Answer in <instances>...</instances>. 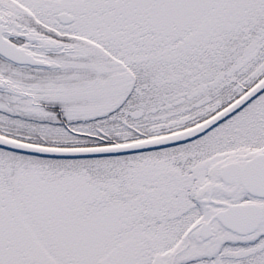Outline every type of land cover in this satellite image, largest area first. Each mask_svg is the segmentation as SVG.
I'll return each instance as SVG.
<instances>
[{
    "label": "snow or ice",
    "instance_id": "obj_1",
    "mask_svg": "<svg viewBox=\"0 0 264 264\" xmlns=\"http://www.w3.org/2000/svg\"><path fill=\"white\" fill-rule=\"evenodd\" d=\"M0 264H264V0H0Z\"/></svg>",
    "mask_w": 264,
    "mask_h": 264
}]
</instances>
